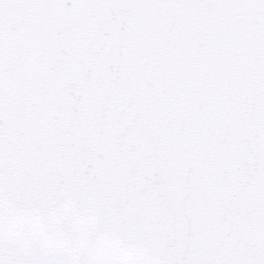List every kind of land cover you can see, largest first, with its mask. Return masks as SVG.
Returning <instances> with one entry per match:
<instances>
[{"label":"snow or ice","instance_id":"1","mask_svg":"<svg viewBox=\"0 0 264 264\" xmlns=\"http://www.w3.org/2000/svg\"><path fill=\"white\" fill-rule=\"evenodd\" d=\"M0 264H264V0H0Z\"/></svg>","mask_w":264,"mask_h":264}]
</instances>
